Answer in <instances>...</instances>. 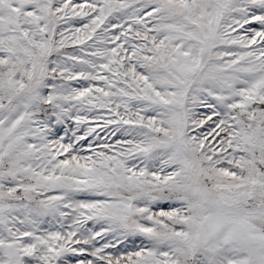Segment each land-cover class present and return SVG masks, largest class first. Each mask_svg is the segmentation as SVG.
Wrapping results in <instances>:
<instances>
[{
	"label": "snow or ice",
	"instance_id": "obj_1",
	"mask_svg": "<svg viewBox=\"0 0 264 264\" xmlns=\"http://www.w3.org/2000/svg\"><path fill=\"white\" fill-rule=\"evenodd\" d=\"M0 264H264V0H0Z\"/></svg>",
	"mask_w": 264,
	"mask_h": 264
}]
</instances>
